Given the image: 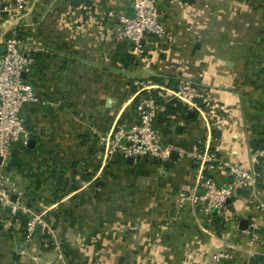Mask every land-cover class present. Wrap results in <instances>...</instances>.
I'll return each instance as SVG.
<instances>
[{
  "label": "crops",
  "instance_id": "crops-1",
  "mask_svg": "<svg viewBox=\"0 0 264 264\" xmlns=\"http://www.w3.org/2000/svg\"><path fill=\"white\" fill-rule=\"evenodd\" d=\"M30 3L0 14V55L16 29L35 59L24 79L40 99L22 112L33 142L14 146L7 180L15 201L55 216L67 264H210L218 254L231 257L224 264H264V0H158L173 42L147 36L141 54L109 17L132 16L133 0ZM138 82L157 86L161 113L174 101L168 91L200 86L187 116L159 115L175 155L165 164L98 161L113 132L138 123ZM232 166L254 183L222 214L207 217L201 202L180 207L182 192L201 195L202 177L226 186ZM7 210L0 264H61L39 241L25 256L24 220Z\"/></svg>",
  "mask_w": 264,
  "mask_h": 264
},
{
  "label": "built area",
  "instance_id": "built-area-1",
  "mask_svg": "<svg viewBox=\"0 0 264 264\" xmlns=\"http://www.w3.org/2000/svg\"><path fill=\"white\" fill-rule=\"evenodd\" d=\"M30 5V0H0V14L11 12L23 14L30 9ZM132 8L134 11L132 16L124 12L109 13V17L117 18L119 21L120 40L131 42L139 54L143 53L142 41L147 36H153L163 44L173 42L172 34L160 20L158 0H133ZM23 44L24 41L17 30L12 29L10 36L3 41L4 51L0 55V158L2 159L0 162V206L9 209L14 217L22 210H30L24 209L19 200H13L7 180V164L13 155L15 145L21 144L27 147L31 141V134L22 116L24 108L29 104L40 102L33 86L23 78V75L32 72L35 64L32 54L22 49ZM138 85L144 91L137 104L139 121L130 128L118 129L105 140L103 147L105 163L119 155L124 160L132 158L134 163L148 158L165 164L175 150L173 145L164 143L158 127L162 109L159 102L161 93L157 92V86L152 83L138 82ZM168 93L172 98L170 100L180 102L190 109L198 108V101L202 96L200 86L192 82H184ZM179 152L185 155L183 150ZM208 160L211 159L208 157ZM229 171L232 180L226 186L220 187L202 177L201 195L182 192L179 195L180 207L184 208L188 203L195 205L201 202L203 213L207 217L222 214L238 190L254 183L252 174L246 170L232 166ZM44 216L34 215L28 223L30 236L36 233L38 225H42L44 231L49 229V222ZM262 243L264 245V233ZM229 257L224 254L215 255L210 264H224L223 259Z\"/></svg>",
  "mask_w": 264,
  "mask_h": 264
},
{
  "label": "rangeland",
  "instance_id": "rangeland-1",
  "mask_svg": "<svg viewBox=\"0 0 264 264\" xmlns=\"http://www.w3.org/2000/svg\"><path fill=\"white\" fill-rule=\"evenodd\" d=\"M96 154V153H95ZM96 159H98V161L102 158H104V153L103 151L100 153L98 151V153L96 154ZM100 158V159H99ZM98 187V185H97ZM47 205H49V202L46 203ZM31 207L27 205V201L24 200V202H21V206L24 207V209H28L30 211H25L22 210L21 212H18V215H23V223L25 225V239H24V255L27 256L28 253L31 254L32 252H37V244L42 243L44 244L45 248L44 250H47V252L50 253H54V255L57 257V259H59L61 264H67V260H66V254H67V250L65 248V239H64V235L61 232V230L59 229V227L56 225V218L53 214H47L44 217H48L46 220L49 222V229H47L46 231H44L42 229V233L38 234L37 233V228H36V233L33 234L32 236L29 235V229H28V223L34 218V215L40 216L43 215L40 213V211H35L32 206L33 204H31ZM4 208V207H3ZM6 209V208H5ZM73 213V212H72ZM16 214V216H17ZM91 212L87 213V215H90ZM81 216L83 217L84 215L81 214ZM74 234H76L77 232H72ZM78 236V234H76ZM39 241V242H38ZM81 241V240H80ZM82 241L80 243H77L76 248L80 249L82 247ZM72 245V244H71ZM73 246V245H72ZM226 255V254H224ZM224 263V261H223Z\"/></svg>",
  "mask_w": 264,
  "mask_h": 264
},
{
  "label": "trees",
  "instance_id": "trees-1",
  "mask_svg": "<svg viewBox=\"0 0 264 264\" xmlns=\"http://www.w3.org/2000/svg\"><path fill=\"white\" fill-rule=\"evenodd\" d=\"M159 100H160V98H159ZM159 102H160V101H159ZM186 110H187V107H186V106H183L182 103H180V102H176V101H173V102H171L170 105H168V108L166 109V111L160 114V117H161V115H162V117H164V118H169V119H170L172 116H176V115H179V114H185V113H186ZM187 114H188V113H187ZM187 114H185V116H187ZM27 205L31 207V205H30L29 202L27 203ZM8 210H9V209H8ZM8 210H7V211H8ZM9 213H10V211H9ZM214 216H216V214H214ZM15 217H16V218H17V217H18V218H24L23 215H21V214L15 216ZM45 218H46V217H45ZM47 218H48V217H47ZM47 218H46V219H47ZM214 220H216V218H215Z\"/></svg>",
  "mask_w": 264,
  "mask_h": 264
},
{
  "label": "water",
  "instance_id": "water-1",
  "mask_svg": "<svg viewBox=\"0 0 264 264\" xmlns=\"http://www.w3.org/2000/svg\"><path fill=\"white\" fill-rule=\"evenodd\" d=\"M158 13H159V12H158ZM23 78H25V75H23ZM190 114H193V111H190ZM32 142H33V141H31V143H32ZM29 147H31L30 144H29ZM173 155H175L174 152L171 153L170 158H171ZM0 162H2V159H1V158H0ZM128 162H129V163H133V159H132V158H131V159H128ZM13 200L15 201L16 198L13 197ZM42 229H43L42 225H38V226H37V233H38V234H41V233H42Z\"/></svg>",
  "mask_w": 264,
  "mask_h": 264
}]
</instances>
